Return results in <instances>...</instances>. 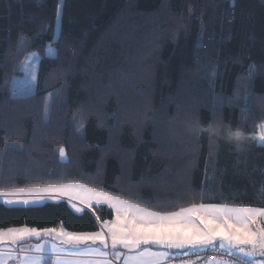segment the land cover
I'll return each instance as SVG.
<instances>
[{
  "label": "trees",
  "instance_id": "16d2710c",
  "mask_svg": "<svg viewBox=\"0 0 264 264\" xmlns=\"http://www.w3.org/2000/svg\"><path fill=\"white\" fill-rule=\"evenodd\" d=\"M33 54L35 90L15 96ZM262 123L264 0H0V190L80 184L152 211L264 208ZM112 218L0 202L4 228L94 233Z\"/></svg>",
  "mask_w": 264,
  "mask_h": 264
},
{
  "label": "snow or ice",
  "instance_id": "6c2138e0",
  "mask_svg": "<svg viewBox=\"0 0 264 264\" xmlns=\"http://www.w3.org/2000/svg\"><path fill=\"white\" fill-rule=\"evenodd\" d=\"M60 21L61 10L57 8V29ZM33 59H38L36 54ZM259 129L260 134L252 139L264 146V123ZM234 136L239 139L242 133L237 130ZM60 154L64 155L63 149ZM77 191L87 194L78 198L89 207L93 201L106 203L115 219L105 221L102 230L94 233H72L62 227H0V264H48L49 258L52 264H166L169 250H215L217 245L235 259L217 258L214 264H240L241 260L243 264H264V208L192 203L176 211H152L80 184L0 190V198L21 193H59L76 198L73 193ZM2 202L29 204L28 200ZM72 207L83 211L75 204ZM33 239L37 242L25 246ZM48 253L50 257L46 256Z\"/></svg>",
  "mask_w": 264,
  "mask_h": 264
},
{
  "label": "rangeland",
  "instance_id": "374dc122",
  "mask_svg": "<svg viewBox=\"0 0 264 264\" xmlns=\"http://www.w3.org/2000/svg\"><path fill=\"white\" fill-rule=\"evenodd\" d=\"M49 47L47 49V55L48 56H53L54 55V51L51 49V51H49ZM36 56L38 57V59H33V56L27 60L21 69L22 74L19 77H16L13 80V83L11 85V91L12 94L18 97H23V96H27L30 95L34 92L35 90V82H36V73H37V68H38V64L40 61V57L39 55L36 54ZM33 76H35V79H33ZM54 97H58L61 98L63 97V93H59L54 95H47L46 97V111L48 112L49 107L51 106ZM9 199V197H7ZM7 198H0V202L2 204H4L2 201L3 199H7ZM12 199V198H10ZM23 201V200H22ZM6 207H37L42 205V203L40 201H29V204H23V203H16V204H12V205H7L4 204ZM35 240V239H34Z\"/></svg>",
  "mask_w": 264,
  "mask_h": 264
},
{
  "label": "crops",
  "instance_id": "0c3cea01",
  "mask_svg": "<svg viewBox=\"0 0 264 264\" xmlns=\"http://www.w3.org/2000/svg\"><path fill=\"white\" fill-rule=\"evenodd\" d=\"M86 188H88V187H86ZM84 195H87V194L82 192V191H77V192L73 193V196L76 197V198H70L69 195H61L59 193H21L19 196L9 197V199L12 198V200H17V201H22V200L40 201L42 203V205H44L45 203H53V202H62V201H64L70 206V208L76 214H81L84 210H90L93 206H103V207H107L109 210H111L108 207V205L106 203H104V202H101V204H96L95 201H93L92 206L89 207L88 205L82 203L81 200L78 198V197L84 196ZM73 204H75L76 207L82 208L83 211L82 212H77L75 210V208L72 207ZM42 205H40V206H42ZM37 207H39V206H37ZM11 208H19V207L15 206V207H11ZM20 208H28V207H20ZM112 213H113V218L111 220H114L115 219V214H114L113 211H112ZM103 224L104 223L99 224V230L97 232L102 230V225ZM36 242L37 241L33 239L31 241H28V243L26 242L25 246H27V244H33V243H36ZM57 243H58V241H57ZM186 249H188V248H185L183 250L172 249V250H169V251L170 252L184 251ZM50 255H51L50 253L46 254V256H49V257H50ZM68 258L72 259L73 257H68ZM48 264H52V261H51L50 258L48 259Z\"/></svg>",
  "mask_w": 264,
  "mask_h": 264
},
{
  "label": "built area",
  "instance_id": "2783aa9c",
  "mask_svg": "<svg viewBox=\"0 0 264 264\" xmlns=\"http://www.w3.org/2000/svg\"><path fill=\"white\" fill-rule=\"evenodd\" d=\"M188 253L185 255L184 253ZM217 258L224 260H233L235 257L229 256L224 250L219 249L218 245L215 250L208 248L205 250H194L188 248L184 251L170 252L166 264H214ZM243 264V261H240Z\"/></svg>",
  "mask_w": 264,
  "mask_h": 264
}]
</instances>
